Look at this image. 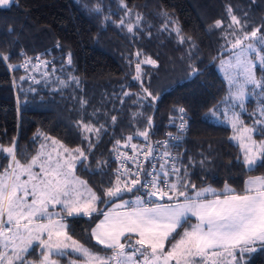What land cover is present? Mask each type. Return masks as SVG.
<instances>
[{
    "label": "trees",
    "instance_id": "16d2710c",
    "mask_svg": "<svg viewBox=\"0 0 264 264\" xmlns=\"http://www.w3.org/2000/svg\"><path fill=\"white\" fill-rule=\"evenodd\" d=\"M229 5L241 24L247 21L245 31L264 25V0H15L9 7H0V53L9 56L7 61L0 59V145L8 147L15 140L22 163L41 144L50 145L45 136L70 149L80 147L87 160L83 167L77 164L76 175L100 195L114 182L113 154L128 144L127 138L132 137L130 143H143L146 140L137 133L146 129L147 141L164 136L183 107L190 130L176 151V166L197 189L210 186L222 193L228 185L241 191L249 177L264 176V166L249 170L238 159L242 150L231 139L234 131L226 123L229 88L217 65L231 54L225 51L231 45L222 36L225 30L232 31L227 29ZM138 15L142 19L137 24ZM217 20L223 21V29L211 28ZM130 22L135 25L131 33L126 27ZM46 53L53 61L48 69L42 68L48 76L41 70L39 83L29 79V71L18 67L10 71V65ZM148 57L158 66L141 63V80L134 79L136 63ZM262 73L259 67L257 77ZM145 87L159 99H145ZM256 104L248 103L249 112L257 110ZM212 109H218L215 115L210 114ZM255 118L246 115V123ZM81 121L99 128V135L83 132ZM256 138L262 137L256 134ZM89 143L94 145L91 149ZM6 155L0 152V167L8 165ZM101 217L75 216L66 222L74 239L103 255L110 250L90 235ZM195 221L192 217L189 222ZM40 252L34 245L27 258L39 264ZM53 257L68 264L69 257ZM248 264H264V250L252 255Z\"/></svg>",
    "mask_w": 264,
    "mask_h": 264
},
{
    "label": "snow or ice",
    "instance_id": "6c2138e0",
    "mask_svg": "<svg viewBox=\"0 0 264 264\" xmlns=\"http://www.w3.org/2000/svg\"><path fill=\"white\" fill-rule=\"evenodd\" d=\"M14 2L0 0V7H9ZM227 13L230 17L227 29L232 31L225 30L222 36L231 45L225 49L231 55L221 59L220 66L228 76L230 97L244 110L248 85L253 86L252 94L260 89L258 95L264 97V73L259 78L256 74L257 63L264 69V33L261 32L264 25L245 31L247 21L241 24L230 5ZM141 19L138 15L137 24ZM120 24L124 25L123 19ZM126 27L131 33L135 25L130 22ZM224 27L221 20L211 26ZM174 31L179 36L180 29L177 27ZM180 40L184 42V37ZM0 59L7 61L9 56L0 53ZM30 63L31 59L22 66L28 68ZM41 63L47 67L49 62ZM67 63L72 64L70 53ZM141 63L158 66L150 57L137 62L133 77L136 80H141ZM33 68L39 71L40 65ZM72 80L79 83L75 77ZM61 83L68 86L67 81ZM142 92L145 99H159L146 87ZM217 110H210V114L215 115ZM178 111L182 114L179 127L183 130L186 110L181 107ZM227 111H231L228 122L234 131L231 139L242 150V157L238 159L242 158L249 170L258 164L264 166V100L258 105V117L251 126L244 123L234 106L230 105L225 114ZM111 119L116 121L115 116ZM79 126L83 132H95L97 136L100 133L99 128L82 121ZM151 127L149 117L148 128ZM255 134L262 138L256 140ZM137 135L146 141L149 139L147 129ZM44 139L50 140V146L41 144L37 153L24 163L17 159L15 140L11 146L0 145V152L6 153L9 159L6 167H0V264H34L27 258L34 245L41 249L39 264H58L53 256L69 257L73 253L82 258V264H248L252 253L264 250V176L249 177L241 191L228 185L222 193L210 186L197 189L189 182L186 172L181 173L171 162L170 152L162 153L160 159L164 163L159 168L151 163L157 157L147 145L136 156L120 154L117 150L121 165L116 169L114 182L110 181L98 195L87 181L76 175L77 164L83 167L87 160L85 152L80 147L70 149L46 136ZM131 140L129 136L125 146L136 152ZM93 146L88 145L89 149ZM128 161L136 165L135 171L128 167ZM144 163L149 164L148 169ZM189 189L194 191L189 194ZM125 194H132L134 199H123ZM98 203H108L111 210L98 209ZM94 214L103 218L95 223L90 235L97 244L110 250L108 254L93 251L69 234L68 217H93ZM190 217H195L196 222L190 223ZM68 264H77V261L69 259Z\"/></svg>",
    "mask_w": 264,
    "mask_h": 264
},
{
    "label": "built area",
    "instance_id": "2783aa9c",
    "mask_svg": "<svg viewBox=\"0 0 264 264\" xmlns=\"http://www.w3.org/2000/svg\"><path fill=\"white\" fill-rule=\"evenodd\" d=\"M48 54L50 55L51 52L48 51ZM37 57H39V60H37ZM29 59H31V63L29 64L28 68H24L22 65L28 61ZM42 61H48V66H50L52 64L53 59H51V57L47 56L46 54H41V55H37L34 58H27L24 60V62H21L18 66H13L12 67L9 66L10 71L15 70L17 67L20 68L21 70H25V71H29L28 75L31 78L32 75L34 73H37L38 71H36L33 68V65L39 64L40 68L39 70H41L42 68H45V66L43 65V63H41ZM180 115H182L181 113L178 115L176 121L174 122V124L172 125L171 130H169L168 132L165 133L164 136L155 139L154 141H144L143 143H132L134 145H136V152H133L130 146H125V147H120L118 150V152L120 154H127L128 156H136L137 153H139L141 151V149H143L145 146L150 145L153 149H154V154L157 157L156 160H152L151 163L155 164L157 168H159L161 163H164V160L160 159V156L162 155V153L164 151H168L171 153V157L172 163L176 164L177 161V157H176V151L178 149L179 144L183 141L184 137L188 134L189 130H190V123H189V118L187 113L184 115V119L186 121V128L181 130L179 125L181 123V120L179 119ZM171 134V135H169ZM180 137L179 139H176V137ZM117 150L114 152L113 154V159L116 161L117 163V169L120 167L121 165V160L117 158ZM167 159V158H165ZM140 160L143 161V157H140ZM128 167L132 168L133 171H135L136 165L133 164L131 161H128ZM144 168L148 169L149 168V164L148 163H144ZM143 179V177H141ZM123 179V178H122ZM134 199V197L129 198V200ZM164 202V201H163Z\"/></svg>",
    "mask_w": 264,
    "mask_h": 264
},
{
    "label": "rangeland",
    "instance_id": "374dc122",
    "mask_svg": "<svg viewBox=\"0 0 264 264\" xmlns=\"http://www.w3.org/2000/svg\"><path fill=\"white\" fill-rule=\"evenodd\" d=\"M4 8H6V7H4ZM231 55V54H230ZM229 55V56H230ZM253 55H255V54H253ZM228 56V57H229ZM228 57L226 58V59H228ZM225 59V60H226ZM49 67H51V66H48V67H45V69H48ZM260 67V65L257 63V69H256V74H257V71H258V68ZM217 69H218V72H219V74L223 77V79L226 81V83H227V86H228V88H229V93H230V85H229V80H228V76L225 74V70L223 69V68H221V66H220V63L217 65ZM41 70H43V69H41ZM41 70H39L37 73H34L33 75H32V77H34V79H32V77L31 78H29L32 82H34V83H39V76L38 75H40V73L42 72ZM44 72H42V74H44L45 76H48V74L46 73L47 71H45V70H43ZM248 89H249V95L247 96V98H246V100H245V108H244V110H242V109H240L239 108V105H238V102H236V101H234L231 97H230V95L228 94V97H227V102H228V104H227V106L225 107V111H224V113L226 112V110L228 109V107L231 105V106H234L235 107V109L237 110V111H239L240 113H241V119L244 121V123L246 124V125H248V126H251L252 125V122H251V124L249 125V124H247L246 123V121H247V119H245V116L246 115H248V116H250V117H258V104H260V102L262 101V100H264V97H261V96H259L258 95V93L260 92V89H256L255 90V92H256V94H252V89H253V86L252 85H248ZM250 102H257V110H254V112H249V110H248V103H250ZM253 113H256V115H253ZM227 114H229V115H227V121H226V123H227V125L229 124L230 125V123L228 122V118L230 117V115H231V111H227ZM255 118V119H256ZM216 121L217 122H220L219 121V118H217L216 119ZM231 126V125H230ZM254 138L256 139V140H258L257 138H256V134H255V136H254ZM259 141V140H258ZM234 142H236L235 140H234ZM237 143V142H236ZM130 144H132V143H130ZM238 144V143H237ZM239 145V144H238ZM50 146V145H49ZM122 147H125L124 145L122 146ZM47 150V149H46ZM123 199H125V200H129V198H123ZM117 203L119 202V201H116ZM97 207H98V209H100V210H103V211H109V210H111V208H110V205L108 204V203H98V205H97ZM57 211H59V208H57ZM103 217H101V219H102ZM190 218H192V217H190ZM195 218V217H194ZM178 231V230H177ZM94 239V238H93ZM94 241H95V239H94ZM96 242V241H95ZM97 243V242H96ZM101 246V245H100ZM34 247V246H33ZM103 247V246H102ZM166 250H167V245H166ZM77 257H79V258H71V257H69V259H73V260H76L77 261V264H82V258L80 257V256H77ZM53 259H55L54 257H52ZM249 259H250V257H248ZM58 264H62L61 262H59V260H58Z\"/></svg>",
    "mask_w": 264,
    "mask_h": 264
},
{
    "label": "crops",
    "instance_id": "0c3cea01",
    "mask_svg": "<svg viewBox=\"0 0 264 264\" xmlns=\"http://www.w3.org/2000/svg\"><path fill=\"white\" fill-rule=\"evenodd\" d=\"M209 198H210V197H209ZM195 222H196V221H195ZM255 253H256V252H255ZM255 253H252V254L250 255V258H251V256L254 255ZM248 260H249V258H248Z\"/></svg>",
    "mask_w": 264,
    "mask_h": 264
},
{
    "label": "water",
    "instance_id": "95a60500",
    "mask_svg": "<svg viewBox=\"0 0 264 264\" xmlns=\"http://www.w3.org/2000/svg\"><path fill=\"white\" fill-rule=\"evenodd\" d=\"M161 202H163V201H161Z\"/></svg>",
    "mask_w": 264,
    "mask_h": 264
}]
</instances>
